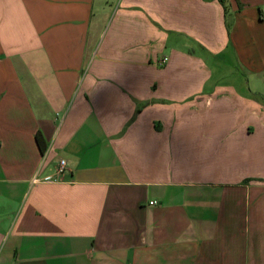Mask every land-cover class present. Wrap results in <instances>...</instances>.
Masks as SVG:
<instances>
[{
	"label": "crops",
	"instance_id": "1",
	"mask_svg": "<svg viewBox=\"0 0 264 264\" xmlns=\"http://www.w3.org/2000/svg\"><path fill=\"white\" fill-rule=\"evenodd\" d=\"M262 14L0 0V264H264Z\"/></svg>",
	"mask_w": 264,
	"mask_h": 264
},
{
	"label": "rangeland",
	"instance_id": "2",
	"mask_svg": "<svg viewBox=\"0 0 264 264\" xmlns=\"http://www.w3.org/2000/svg\"><path fill=\"white\" fill-rule=\"evenodd\" d=\"M217 66L219 69L220 64H218ZM216 77L220 82H223L226 84H235V85L244 87L240 80L243 77V73L238 68V66L233 61L232 58H230L228 65L222 64L219 74H217Z\"/></svg>",
	"mask_w": 264,
	"mask_h": 264
},
{
	"label": "built area",
	"instance_id": "3",
	"mask_svg": "<svg viewBox=\"0 0 264 264\" xmlns=\"http://www.w3.org/2000/svg\"><path fill=\"white\" fill-rule=\"evenodd\" d=\"M167 61V59L165 58L163 60V63H165ZM66 170V161L65 160H60L59 165H58V170H57V178H53V177H46L44 178V181H58L59 177L62 176L64 174ZM154 202H151V205H153Z\"/></svg>",
	"mask_w": 264,
	"mask_h": 264
},
{
	"label": "trees",
	"instance_id": "4",
	"mask_svg": "<svg viewBox=\"0 0 264 264\" xmlns=\"http://www.w3.org/2000/svg\"><path fill=\"white\" fill-rule=\"evenodd\" d=\"M222 3H224V0H220ZM261 18L263 19L264 18V16H263V14L261 15ZM36 143H37V145H38V147H39V149H40V151H41V153L42 154H45L46 152H47V143H46V140H45V138H44V136H43V134H42V132H38L37 134H36Z\"/></svg>",
	"mask_w": 264,
	"mask_h": 264
}]
</instances>
